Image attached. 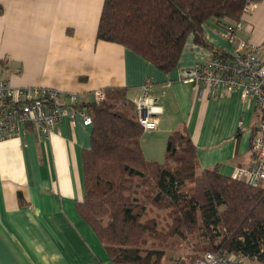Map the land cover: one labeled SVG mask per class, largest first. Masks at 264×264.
I'll return each instance as SVG.
<instances>
[{
  "label": "crops",
  "instance_id": "1",
  "mask_svg": "<svg viewBox=\"0 0 264 264\" xmlns=\"http://www.w3.org/2000/svg\"><path fill=\"white\" fill-rule=\"evenodd\" d=\"M102 5L103 0H0V82L74 93L78 104L106 86L126 87L134 103L149 81L145 96L156 127L141 137L147 159L162 161L168 134L181 130L196 146L198 169L217 167L230 176L235 166L247 165L260 112L255 101L238 89L212 94L180 79L183 69L211 52L189 35L176 67L164 72L122 44L97 38ZM240 19L244 26L237 36L259 46L264 56V0L253 1ZM225 25L208 21L203 31L229 59ZM90 128L76 115L75 124L63 117L49 134L27 125L19 135L0 137V264L108 263L76 208L84 195Z\"/></svg>",
  "mask_w": 264,
  "mask_h": 264
},
{
  "label": "trees",
  "instance_id": "2",
  "mask_svg": "<svg viewBox=\"0 0 264 264\" xmlns=\"http://www.w3.org/2000/svg\"><path fill=\"white\" fill-rule=\"evenodd\" d=\"M253 1L103 0L96 36L164 72L176 67L189 35L211 57L228 60L208 43L203 26L233 24ZM101 91L102 99L73 105L86 107L92 119L89 125L81 121L91 128L83 150L84 195L76 208L104 247L107 264H163L171 238L196 240L194 250H221L264 264V187L217 167L198 170L196 146L181 130L168 134L162 161L147 159L144 129L126 87ZM149 208L163 211L164 218L150 215Z\"/></svg>",
  "mask_w": 264,
  "mask_h": 264
},
{
  "label": "built area",
  "instance_id": "3",
  "mask_svg": "<svg viewBox=\"0 0 264 264\" xmlns=\"http://www.w3.org/2000/svg\"><path fill=\"white\" fill-rule=\"evenodd\" d=\"M249 2L242 13L246 12ZM244 25L239 19L227 24L222 30L223 37L232 48L231 58L209 57L195 62L180 73V79L193 87L203 85L212 94L219 90L232 92L239 90L243 98L254 100L259 108V119L251 134L249 146L251 158L247 165L235 166L230 177L247 184L264 187V56L260 47L249 39L240 38L236 31ZM143 97L134 102V112L144 130L156 127L155 112L147 102L145 93L151 90L152 83L142 86ZM220 92V91H219ZM95 100L103 98L101 89L93 92ZM66 99L64 105L59 99ZM77 96L74 93H61L58 90L37 86L14 87L6 81L0 82V137L20 134L27 125H33L40 133L49 134L57 121L63 117L75 124L76 115L84 125L92 122L86 107H74ZM193 264H251L250 259L221 250L205 251L198 255Z\"/></svg>",
  "mask_w": 264,
  "mask_h": 264
},
{
  "label": "rangeland",
  "instance_id": "4",
  "mask_svg": "<svg viewBox=\"0 0 264 264\" xmlns=\"http://www.w3.org/2000/svg\"><path fill=\"white\" fill-rule=\"evenodd\" d=\"M139 191L140 189L138 190L136 195L137 197L140 198L141 196H140ZM147 213H150V215L158 214L161 220L165 216V213L163 211H156L154 208H149L147 210ZM171 239H172L171 243L167 247L164 248L165 255L162 259L163 264H175L178 261H181L182 264H192V260L194 256L197 257L203 252L207 251V250L205 251L204 250H194V242L196 240L179 239V238H171ZM250 263L256 264L255 261L251 259H250Z\"/></svg>",
  "mask_w": 264,
  "mask_h": 264
}]
</instances>
